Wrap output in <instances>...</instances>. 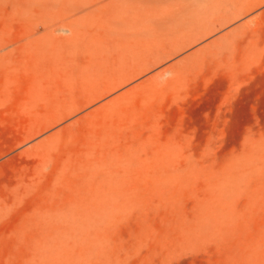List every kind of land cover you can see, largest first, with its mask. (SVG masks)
Here are the masks:
<instances>
[{
    "label": "rangeland",
    "instance_id": "1",
    "mask_svg": "<svg viewBox=\"0 0 264 264\" xmlns=\"http://www.w3.org/2000/svg\"><path fill=\"white\" fill-rule=\"evenodd\" d=\"M74 1L0 0V264H264V4L108 93Z\"/></svg>",
    "mask_w": 264,
    "mask_h": 264
},
{
    "label": "bare ground",
    "instance_id": "2",
    "mask_svg": "<svg viewBox=\"0 0 264 264\" xmlns=\"http://www.w3.org/2000/svg\"><path fill=\"white\" fill-rule=\"evenodd\" d=\"M74 2L75 17L66 22V25L71 22L72 24L68 26L72 25V27L65 25L70 28L71 33L78 31L77 27L82 23L87 27L103 28V31L108 34L112 43L110 45L114 50L119 52V49L122 48L123 52H128L130 55V60L123 54L117 55L118 59H124L121 66L116 69L120 72L119 77L117 76L116 83H114L112 79L117 75L114 72L115 76L112 75L113 77L110 79L113 84L110 85L111 81L110 83L108 81L106 87L101 89V91L111 89V92L115 86L118 87V84L120 86L124 81L133 80L150 67L161 63L232 20L264 4V0H75ZM193 30L195 33L189 35ZM167 45L172 47L169 51H165ZM147 86L142 88L147 89ZM145 89L141 91L147 92L148 89ZM105 90L103 91L105 92ZM90 92L92 91L84 93L87 96L84 97L88 99V96L91 97L92 94L93 97H97V92L96 95ZM104 92H101L102 96ZM123 98L120 101L126 99L125 102H127L129 100V98ZM91 99L90 102H93L95 98L93 101ZM81 100L83 102V98ZM84 101L87 102V100ZM75 102L73 101V104ZM77 102L79 101L77 100ZM107 106H111L113 109L114 104H107L105 107L107 108ZM65 107L63 109H66L65 112L68 113L67 117L77 111L75 106H73L75 110L72 109L73 112L69 111L70 106L68 110ZM76 108L78 109V107ZM102 112L104 113L103 109L100 113ZM61 113L62 111L58 114L62 115L59 122L67 118ZM89 116L91 117L92 114ZM53 118L59 120L58 117L52 116L50 121ZM57 119L54 124L56 121L58 122Z\"/></svg>",
    "mask_w": 264,
    "mask_h": 264
}]
</instances>
